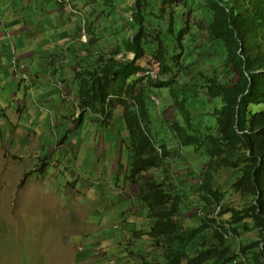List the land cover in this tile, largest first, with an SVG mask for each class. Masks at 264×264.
Segmentation results:
<instances>
[{
    "label": "trees",
    "instance_id": "trees-1",
    "mask_svg": "<svg viewBox=\"0 0 264 264\" xmlns=\"http://www.w3.org/2000/svg\"><path fill=\"white\" fill-rule=\"evenodd\" d=\"M130 12V23L106 25L117 41L110 54H102L103 46L95 41L98 61L104 64L89 71L94 83H87L80 110L102 124L117 118L126 125L134 144L132 175L159 167L168 152L161 145L160 156L151 144L148 93L155 87L172 88L169 59L182 58L184 65L192 58L185 56L186 48L193 43L198 49L204 32L209 42L198 53H222L224 63L212 66L207 76L204 68L194 74L190 69L198 62H193L187 78L199 75L209 98L221 99V107L210 113L217 121L215 132L207 127L205 135L189 134L190 125L173 123L181 145L203 148L209 157L196 183L203 214L195 226H186L175 188L165 189L154 180L146 184L148 194L139 188L150 212L148 235L164 264H264V109L256 110L264 106V0H134ZM196 12L199 24L193 25ZM110 14L108 20L123 18L116 9ZM128 25L137 28L133 37L125 35ZM129 53L135 57L126 58ZM149 57L160 64L155 75L148 74L153 66L143 64ZM176 106L184 113L183 102Z\"/></svg>",
    "mask_w": 264,
    "mask_h": 264
},
{
    "label": "rangeland",
    "instance_id": "rangeland-1",
    "mask_svg": "<svg viewBox=\"0 0 264 264\" xmlns=\"http://www.w3.org/2000/svg\"><path fill=\"white\" fill-rule=\"evenodd\" d=\"M94 2L104 11L123 12V18L118 20L114 16L108 20L103 13L102 25L121 26L131 22L130 8L134 0ZM188 6L189 2L183 10L187 12ZM107 15L111 17V14ZM197 15L198 12L194 13L190 19L193 25L199 24ZM90 29L92 31L91 26ZM136 29L125 28V35L132 36ZM89 35L87 31L88 39ZM103 35L99 34L100 37ZM107 40L104 36L100 45L104 47ZM207 42L208 37L202 32L198 49L193 43L188 45L185 56L192 58L185 59L184 65L182 58L181 62L170 58L173 69L167 78L175 80L172 88L155 87L148 93L147 100L151 144L157 147L155 151L160 156L162 151L157 149L161 145H165L168 152V157L160 162L157 179L159 182L166 179L176 186L173 191L179 194L183 212L180 219L184 218L188 227L195 226L198 215L203 214L196 183L209 157L203 148L197 151L194 145H181L173 123L178 122L183 127L190 125L189 134L205 135L207 127L215 132L217 121L210 113L221 107V99L209 98L203 87L205 81L199 75L195 80L190 79V70L196 74L204 68V74L208 76L212 66L220 67L224 63L222 53L217 56L198 53L201 45ZM111 43L117 44V41L112 39L110 42L113 48L115 45ZM220 46L222 48V44ZM126 58L133 59L134 54ZM151 60L150 57L145 59L144 66L148 69L149 65L153 66L155 71L149 70L152 74L158 73L160 64ZM193 62H198L194 69L192 65L188 67ZM18 87L19 82L15 80L0 83V115L9 112L11 119L17 116L13 94ZM177 101L183 102L184 113L183 108L176 106ZM263 109L264 106L256 107L258 111ZM28 118L29 115H25L21 122L26 123ZM115 122L112 126L96 125L95 140L90 146L93 127L90 128L88 123L81 125L79 147L70 160L56 149L46 156L47 152L44 153L32 140L18 141L14 132L7 129L5 118L0 117V264H141L145 260L164 264L148 235L151 218L146 201L139 193L128 197L129 194L124 192L128 184L131 188L134 175L132 171L121 172V166L133 167L130 165V157L134 155L133 140L120 125L121 119ZM42 129L49 130L50 126ZM56 133H60L58 128ZM29 146L38 147L41 156L32 154ZM36 163L39 164L36 170H29ZM161 171L167 174L166 177ZM228 174V171L224 172L222 177ZM140 180L136 182L143 181Z\"/></svg>",
    "mask_w": 264,
    "mask_h": 264
},
{
    "label": "crops",
    "instance_id": "crops-1",
    "mask_svg": "<svg viewBox=\"0 0 264 264\" xmlns=\"http://www.w3.org/2000/svg\"><path fill=\"white\" fill-rule=\"evenodd\" d=\"M103 13L107 16L110 11L101 9L94 0H0V83L14 80L19 82L13 94L17 102L14 114L17 116L11 119L9 112H3L0 117L5 118L7 129L14 132L18 141L32 140L44 153L47 152L46 156L56 149L59 154L64 153L71 160L79 147L81 125L88 123L90 128L93 127L90 146L95 140L96 125H109L110 122L118 121L112 118L109 123L102 124L95 115L79 108L87 83H94L89 71L98 67L99 47L95 41L99 43L104 36L107 40L112 34L106 25L101 24ZM87 31L90 33L89 39L87 36L88 42L83 39ZM99 34L104 35L100 37ZM111 41L112 36L105 42L102 51L105 56L114 50L115 46L110 47ZM15 59L28 63L34 81L32 90L16 72L12 63ZM60 84L62 88H59ZM4 107L7 108L6 104ZM116 111L120 113V109ZM25 115H29L28 121L22 123ZM120 125L129 136L126 125L123 122ZM44 126H50V129L43 130ZM16 127L19 129L16 130ZM56 128L60 133H56ZM44 140H47L46 144ZM29 149L32 154L41 156L38 147L29 146ZM130 165H133L132 157ZM121 167L124 174L130 173L133 168ZM153 169L158 171L159 168L153 167L132 177L131 188L130 184L124 188L128 197L138 194L144 181L143 190L147 194L146 184L154 180L158 184L162 183L165 189L176 188L166 179L159 182L157 177L160 172H153ZM161 172L166 177L167 174ZM168 178L172 179V176L168 175ZM140 179L143 181L137 183Z\"/></svg>",
    "mask_w": 264,
    "mask_h": 264
},
{
    "label": "clouds",
    "instance_id": "clouds-1",
    "mask_svg": "<svg viewBox=\"0 0 264 264\" xmlns=\"http://www.w3.org/2000/svg\"><path fill=\"white\" fill-rule=\"evenodd\" d=\"M83 39H85V41L88 42L87 41V35H84ZM12 63L14 65V67L16 68V72L19 73L21 80L29 87L30 90H32L33 85H34V81L32 79V75H31L28 63L23 62V61L18 62L16 59L13 60ZM22 66L24 67V69L22 68ZM25 71L28 73V78L24 76ZM60 87H63V85L61 84ZM155 148H157V147H155ZM157 150L160 152L162 149L158 148ZM13 157H16V155H13ZM38 165L39 164L37 163L36 166H32V167L30 166L29 170L35 171ZM156 168H159V167H156ZM159 169H161V168H159ZM31 174H32V172L29 175H31ZM135 175H138V174H135ZM143 184H145V182H143ZM143 184H141L142 187H143Z\"/></svg>",
    "mask_w": 264,
    "mask_h": 264
},
{
    "label": "built area",
    "instance_id": "built-area-1",
    "mask_svg": "<svg viewBox=\"0 0 264 264\" xmlns=\"http://www.w3.org/2000/svg\"><path fill=\"white\" fill-rule=\"evenodd\" d=\"M22 68L24 69V67H23V66H22ZM148 74H152V72H151V71H149V72H148ZM152 75H155V74H152ZM24 76L28 78V73H27L26 71L24 72Z\"/></svg>",
    "mask_w": 264,
    "mask_h": 264
}]
</instances>
